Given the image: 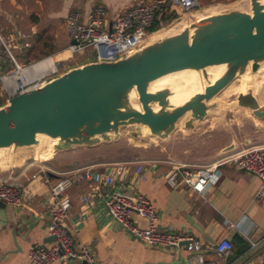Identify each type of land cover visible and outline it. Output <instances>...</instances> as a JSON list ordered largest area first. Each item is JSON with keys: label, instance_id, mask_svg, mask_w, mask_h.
<instances>
[{"label": "crops", "instance_id": "crops-1", "mask_svg": "<svg viewBox=\"0 0 264 264\" xmlns=\"http://www.w3.org/2000/svg\"><path fill=\"white\" fill-rule=\"evenodd\" d=\"M149 1L0 0V31L6 40L23 36L21 44L30 43L28 49L23 47L16 49L18 54L22 50L31 52V44L34 41L39 43L41 41L42 15L45 16L44 21L51 22L53 26L59 18H63L68 46L70 38L65 20L70 12H85L100 6L112 17L133 5ZM55 32L58 31H51L53 34ZM54 37H57V33ZM52 45V54L58 53L57 43L53 42ZM58 45L67 47L65 42ZM30 52L23 63L29 59ZM88 61L90 60L86 58L81 63ZM251 125V133L244 135L242 144L248 149L264 147V118L256 119ZM237 143L232 150L243 148L240 147V142ZM99 146L73 148L53 159H51L54 155L53 150L37 147L19 153L9 160L0 161V171H6L9 168L23 166L31 152L36 159L42 161L51 159L43 165H26L19 171L21 176L15 183L21 185L18 192L23 203L20 208L6 206L8 223L0 230V264H30L27 254L33 245L48 247L53 244L47 243L46 230L51 187L69 172L87 167L99 172H110L114 167L123 169L117 186L121 185L131 197L143 196L154 206L158 229L186 232L195 237L201 246L198 252H189L184 246L166 249L165 252L148 248L123 232L106 215L103 200L107 191L104 187L86 182L73 184L66 192L71 202V212L65 224L75 243L89 250L96 264H197L198 257L217 264L264 262V196L260 192L259 181L255 176L230 163H220L215 168L213 178L204 193L198 195L182 182L176 187H171L167 183L172 168L180 165L174 160L156 163L150 159H143L115 163L105 157L106 154L101 152ZM7 165L11 166L6 168ZM137 165H142L143 179L134 174ZM81 197L90 199L88 207H83ZM12 214L19 223L21 219H35L31 225L25 221V225L18 226L16 230L18 235L15 238L17 247L10 233ZM82 214L86 219L78 224ZM133 221L141 228L145 227L143 220L133 217ZM224 240L231 243L232 250L225 260H220L216 256L215 247Z\"/></svg>", "mask_w": 264, "mask_h": 264}, {"label": "water", "instance_id": "water-1", "mask_svg": "<svg viewBox=\"0 0 264 264\" xmlns=\"http://www.w3.org/2000/svg\"><path fill=\"white\" fill-rule=\"evenodd\" d=\"M201 16L203 19L188 24L181 23V18L174 20L167 25L178 27L174 33L118 61L81 63L8 97L0 106V149L46 143L55 152L64 153L109 143L120 136L124 127L134 129L129 135L135 139L142 135L136 131L141 127H146L150 136L167 139L184 117L201 123L211 109V101L223 89L243 75L248 66L255 73L264 63V5L251 0V14L240 11L236 5ZM216 66H225V71L209 83L205 70ZM186 70L201 72L207 86L182 105L169 106L168 89L148 92L150 83ZM133 91L140 110L131 105ZM154 105L158 106L157 111L153 110ZM236 105L249 110L256 119L264 118V106L250 89L238 93ZM10 186L21 187L15 182ZM34 220L21 219L19 223L12 214L10 233L15 247L18 226L25 225V221L31 225ZM7 223L6 205L0 202V230ZM54 242L55 237L48 236L47 243ZM146 246L166 251L163 247ZM181 246L186 248L187 243ZM75 262L88 264L85 260Z\"/></svg>", "mask_w": 264, "mask_h": 264}, {"label": "built area", "instance_id": "built-area-1", "mask_svg": "<svg viewBox=\"0 0 264 264\" xmlns=\"http://www.w3.org/2000/svg\"><path fill=\"white\" fill-rule=\"evenodd\" d=\"M198 6V0H150L144 4L133 5L112 17L100 6L85 12L72 11L65 20L70 38V43L65 50L69 54L67 58L91 54L94 56L93 61H118L142 47L150 35L174 20L180 19V15L196 10ZM157 16H162L168 21L155 32H151ZM23 38V36H18L6 40L0 36V88L14 87L11 92L17 91L14 92L15 94L32 88H24L28 83H32L31 79L28 80V76L24 74L25 72L34 74V79L37 78V80L44 77L51 79L60 74L57 66L65 61H54L53 68L50 70L36 72H33L32 68L50 58L30 66H22L14 59L11 51L22 47L29 48L28 42L21 44ZM7 63L10 64L9 71L5 68ZM12 95L14 94L10 96ZM220 163H230L255 176L259 181L260 192L264 196V147L231 150L213 163L196 171H190L185 165H175L167 177V183L171 187H176L179 182H182L190 191L202 195L213 178L215 168ZM122 174L123 169L116 167L110 172H99L87 167L73 170L66 177L59 179L50 190L49 217L46 227L48 236L55 237V242L48 247L44 245L31 247L27 254L30 264H54L55 262L68 264L76 260L96 264L91 252L75 243L65 224L71 212V202L66 194L67 189L73 184L82 182L95 183L106 189L107 195L103 200L105 213L127 235L145 245L154 247L175 249L187 243V251L198 252L200 250L199 241L190 234L158 229L157 212L154 206L143 196L131 197L121 185L117 186V180ZM134 174L143 179L142 165H137ZM20 176L21 173L16 172L14 168L0 171V202L6 206L16 208L22 206L23 199L18 189L10 186V183L16 182ZM80 201L86 208L90 199L81 197ZM133 217L143 220L145 227L141 228L136 224ZM85 219L86 217L82 214L78 224ZM231 250L232 245L226 240L221 241L215 247L216 256L220 260H225ZM197 262V264H217L200 257Z\"/></svg>", "mask_w": 264, "mask_h": 264}, {"label": "rangeland", "instance_id": "rangeland-1", "mask_svg": "<svg viewBox=\"0 0 264 264\" xmlns=\"http://www.w3.org/2000/svg\"><path fill=\"white\" fill-rule=\"evenodd\" d=\"M239 1L241 0H198L199 6L196 10L180 15L181 23L188 24L202 14L219 13L229 10L235 7ZM41 19V32L43 34L41 35L40 43L34 41L31 44V52L29 50H20L21 53L18 54L13 49L11 51L14 59L22 66H30L41 60L56 57L67 49V47L58 45H63L64 42L65 46L68 44L63 18H59L57 22H55V26H53L51 22L47 23L44 21V15H42ZM177 28L178 27L173 29V26L168 28V26L165 25L162 31L164 35H168L174 33ZM52 30L58 31L54 33H57L56 38L54 34L51 33ZM0 35L4 39L5 36L1 31ZM53 42L57 43L56 49H59L58 53L52 54ZM28 44L30 45V43ZM28 52H30L29 59L27 62L23 63V61H26L28 58ZM65 56V61H63L60 66H57L60 74L68 68L80 64L82 60L84 61L86 58L90 61L94 60V56L91 54L67 58L69 57L67 53ZM5 68L9 71L10 64L7 63ZM24 74L27 75L28 80L31 79L30 81L32 82L28 83L24 88H30L34 85L38 86L49 80V77L37 80V78L34 79L35 77L32 73L25 72ZM247 89H250L258 103L264 106V68L255 73L246 75L245 78L234 79L229 86L223 89L211 101V109L201 123L192 121L189 116L184 117L177 123L176 130L167 139H160L143 134L142 137L140 136L141 138L135 139L129 135V132L134 129L132 127H124L121 129L118 138L113 139L109 143H102L99 146L101 147V152L103 151V153L106 154L105 157L115 163L135 162L143 159H150L151 161L160 163L170 159L174 160L175 163L185 165L190 171H196L213 163L219 157L227 153L222 152L224 149L230 146H236L238 144L237 142H240V147H243L241 148L242 150H246L248 148L244 147L242 139L246 133H251V123L256 121V118L253 117L249 110L240 108L236 105V97L240 91ZM12 90H14V87L0 88V104H5L7 97L17 92H11ZM136 131H141V129L136 128ZM27 151L23 148H12L5 153H0V161L5 159L9 160L17 154ZM61 154L62 153L54 151V155L51 159ZM34 159V154L31 152L29 156L26 157L23 166L14 167L15 171H21L26 165H34L32 161ZM47 161H42L40 165L46 164Z\"/></svg>", "mask_w": 264, "mask_h": 264}, {"label": "bare ground", "instance_id": "bare-ground-1", "mask_svg": "<svg viewBox=\"0 0 264 264\" xmlns=\"http://www.w3.org/2000/svg\"><path fill=\"white\" fill-rule=\"evenodd\" d=\"M256 1L258 3L264 5V0H256ZM237 5H238V9L240 11L251 14V0H241ZM201 19H203V16L200 15L199 17H197L195 19V21H192V22H196V21H199ZM163 38H164V33L162 30H159V31L153 33L152 35H150L149 38L147 39V41H145L144 45H149L153 42H157L159 40H162ZM65 55H67V52H63L61 54H58L56 57L47 59L46 61L41 62L37 66L33 67L32 71L36 72V71H42V70H50L51 68H53V62L55 60H65L66 59ZM263 68H264V63H261L258 71L262 70ZM205 71H206V74L208 77L207 81L209 83H213L216 79H218L223 74V72L225 71V66L210 67V68H207ZM251 73L252 72H250V66H248L246 69V72L241 76H237L236 78H245L246 75H249ZM207 81H203L201 72L186 70V71H181V72L166 75V76L159 78L158 80L150 83L149 88H148V92L154 93V92L159 91L161 89H168L170 91V95L168 97L169 106L176 107V106H180L183 103H185L193 95L202 93L204 88L207 86ZM245 92H246V90H242L239 93H245ZM130 102H131V105L134 109L140 110V105L137 103V95H136L135 91H133L131 93ZM157 109H158V106L154 105L153 110L157 111ZM140 129H141V133L143 135H149V130L146 127H141ZM141 137H142V135H141ZM145 140H146V138H145ZM152 140H154V139L152 138ZM154 142H155V140H154ZM37 147H43V148L51 149L54 151L52 145L46 144V143H39L35 146L25 147L23 149H25V151H27L31 148H37ZM10 149H12V147H10L8 149H0V153H5ZM20 149H22V148H20ZM32 161H33L34 165H40L42 159H36L35 158ZM10 166L11 165H7L6 168H8ZM9 169H11V168H9Z\"/></svg>", "mask_w": 264, "mask_h": 264}, {"label": "trees", "instance_id": "trees-1", "mask_svg": "<svg viewBox=\"0 0 264 264\" xmlns=\"http://www.w3.org/2000/svg\"><path fill=\"white\" fill-rule=\"evenodd\" d=\"M167 21H168V19H166V18H164L162 16H157L156 20H155V24L151 28V32H155L159 27H161L164 24H166ZM2 105L3 104H0V106H2Z\"/></svg>", "mask_w": 264, "mask_h": 264}]
</instances>
